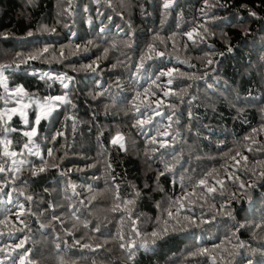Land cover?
Listing matches in <instances>:
<instances>
[{
    "label": "trees",
    "instance_id": "1",
    "mask_svg": "<svg viewBox=\"0 0 264 264\" xmlns=\"http://www.w3.org/2000/svg\"><path fill=\"white\" fill-rule=\"evenodd\" d=\"M165 2L110 0L109 7V0H71L67 12L68 0H0V65L44 47L54 57L6 70L9 90L0 86V112L19 108L15 98L10 100L17 88L41 101L59 95L71 100L36 126L33 141L41 155L59 164L36 176L29 169L41 161L23 147V133L32 129L37 107L28 108L27 123L19 112L7 123L0 120V140H11L9 151L26 161L19 173L9 171V186L0 192V231L15 236H0V247L27 237L32 264H213V257L215 264H264V0H167L168 9ZM200 26L209 34L203 42L194 37L198 42L193 44L185 33L202 32ZM160 39L171 58L149 62L137 76L145 49L154 42L164 49ZM61 49L65 57L59 56ZM89 64L95 73L85 70ZM168 68L193 78L179 77L171 85L183 103L157 90L166 105H175L179 118L171 129L179 135L167 138L169 147L159 148L149 141L165 131L168 108L162 106L165 116H154L144 131L133 127L136 115L130 109L136 92ZM65 76L67 89L57 79ZM183 87L186 92L179 91ZM118 133L126 150L111 143ZM48 149L54 158L47 157ZM237 152L239 165L231 159ZM165 164L174 170L165 171ZM209 172L216 193L184 201L181 219H169L163 212L168 203L185 189L191 193L194 182ZM229 174L239 180L233 182ZM215 178L224 181L223 189ZM116 186L122 201H133L126 211L123 204L122 211H111ZM19 205L23 215L18 218ZM129 212L140 235L132 231ZM152 232L158 233L154 243ZM84 244L96 250L80 247ZM204 249L207 253L201 254ZM0 259L13 264L3 253Z\"/></svg>",
    "mask_w": 264,
    "mask_h": 264
},
{
    "label": "snow or ice",
    "instance_id": "2",
    "mask_svg": "<svg viewBox=\"0 0 264 264\" xmlns=\"http://www.w3.org/2000/svg\"><path fill=\"white\" fill-rule=\"evenodd\" d=\"M170 4L166 2L163 4V7L165 9H168ZM216 5H207L206 7H215ZM109 7H111V3L109 0ZM72 8V3L71 0H68V7L65 9V11L70 12ZM207 14V13H205ZM251 15L255 16V13H250ZM215 17H213L214 19ZM203 28V31H199L197 28H193L192 31H188L185 33V35L188 37L189 40L193 42V44H196L198 41L194 37H199V42H203L206 38L208 33V29L206 27L200 26ZM52 31H55L54 29ZM103 31V29H101ZM29 36L33 35V33L29 32ZM89 44L92 42L89 41ZM160 43L164 44L165 47L163 50L158 49L155 45V42L153 44H150L144 51V53L139 57V63L137 64L136 68L138 69L136 71V75L140 76L142 72H146V65L149 64V62L153 60H159V59H170V55L167 52V44L163 39H160ZM79 50V46H77L76 51ZM229 51H231V48H229ZM47 54V56H46ZM106 54V53H105ZM60 57H65V52L63 49L60 50L59 52ZM48 58H54L52 57V54L50 53V50L48 47H44L43 49H40L34 53H29L26 56L23 53H18L16 56V59L13 61V64L11 65H0V86L3 87L4 91L7 93L9 88L7 84L8 77L5 75V72L9 68H13V70H17L21 67V65H27L29 64L30 61H36V60H45ZM207 64L211 66L213 64V60L209 59L207 61ZM194 67V65H190ZM85 70H91L93 73L96 72V67L93 65L89 64L85 66ZM48 76L49 79H52L50 74H45ZM179 77H185V74L180 72L178 68H168L167 70H159L157 74L151 78V86L148 88L143 89L142 91H137L135 94V98L132 100V109L134 110V114L136 115V121L133 124V127L138 128L140 131H144L146 126L151 124L153 122V117L154 116H159L163 117L165 116V113L161 111V107H167L168 108V116L167 119L169 121L165 131L163 132H157L155 136L149 141V143L152 144H158L159 148H166L170 146V141L167 139L168 137H175L179 135V132H173L171 131L172 125L174 123H179V118L176 116V110H175V105L174 104H165V99H162L161 96L157 95V90L161 91L162 97L163 98H168L170 96H177V99L183 103V97L179 96L175 90L171 88V85L175 82V80ZM161 78H166V83H158ZM187 79H192V76H187L185 77ZM57 79L60 80V82L63 84V87L67 89L69 87V83L66 82L68 78L65 77H57ZM153 87L156 90H153ZM187 87H191V85H188ZM187 87L180 88V92H186ZM155 97L154 100L149 101L148 97ZM25 97H27V100H25ZM11 98H15V102L19 105V108L13 107L11 109H7L4 112H0V120H3L5 123L7 121L12 119V114H15L19 112V115L22 118H25V123H27V118H26V112L24 111L31 105H35L39 109V115L35 116L34 118V123L33 127L30 131H26L23 133V136L26 137V141L23 144V147L28 150L29 155L36 156L40 159V164L39 165H33L32 168L29 169L30 174L32 176L39 175L41 173L46 172L50 167L53 168H59V164L56 162H53L49 164L48 160L45 159L44 156L41 155L40 149L38 146L35 145L33 138L38 135V132L36 130V126H38L41 122L42 119H46L50 116L52 111L56 108H58L60 105L64 104H71V100L67 98L66 95H59L55 97H46L43 101H41L39 98L34 97V96H29L28 93L25 92L23 88H17L15 92H12L10 94V100ZM139 101V103H137ZM6 103L9 101H5ZM141 106H143V111L141 109ZM191 116V113H189V117ZM141 117H146V118H141ZM175 117V119H174ZM5 131H14V129H8L5 128ZM58 135H62V133H57ZM157 136H163L165 139L163 140H157ZM55 139V137H53ZM250 139V138H246ZM111 143L113 145H118L121 149H125V144H124V136L122 134H117L112 140ZM0 144H3V156L0 157V180L4 181L3 187H0V192L4 191V188L9 186V182L7 181V176L9 174V171L13 173H19L22 166L25 164L26 161L24 160H19L17 161L15 157H17V152L15 151H9V146L12 144L11 140H0ZM31 146V147H30ZM126 150V149H125ZM158 148H153L152 151L155 152L157 151ZM248 151H252V148L249 147L247 149ZM22 156L23 153H20ZM47 157L49 158H54L53 150L48 149L46 153ZM241 154L239 152L236 153L235 156H232L231 159L235 161L236 165H239L241 163V160H238L236 157L240 156ZM7 158V159H5ZM241 159L244 161V164L247 165V156L241 157ZM11 160V165H8V161ZM7 166V167H6ZM110 167V165H109ZM174 168L168 164H165V171H173ZM61 175H65L66 173L64 171H61ZM164 172H161V175H163ZM255 174V173H253ZM261 176H264V172L260 173ZM213 177V173L209 172L203 177H201L197 182H194L192 185L193 191L191 193L187 192V190H184V195L181 197H178L175 200H171L168 205L163 209V212L166 213L167 217L169 219H174L179 221L181 219L180 213L184 211V201H190L192 197H196L197 199L201 197H206L207 195H211L213 193H216L217 188L215 185H210L209 184V178ZM228 179L232 180L233 182H237L239 180L238 177H236L234 174H229ZM15 180L11 181V183H14ZM215 184L219 185L221 189L224 187V181L215 178ZM253 185H248L249 188H251ZM183 187V185H182ZM239 187L241 189L245 188V183L240 182ZM117 188V193L115 194V200L117 201L113 207L111 208V211L117 212V211H122L121 209V204L124 205L123 210H127L128 206L133 203L132 200L128 201H122L121 198L118 195V186ZM74 190V186H73ZM89 192H92L93 189L89 187ZM202 190V191H201ZM197 193L199 195L197 196ZM20 195H24L23 192L19 193ZM25 199L31 200V196H26ZM82 205L87 207L84 201H80ZM21 211L19 213H15V215L19 218L23 215V205H19ZM175 209V211H174ZM54 219H59V217H54ZM128 219L131 220V223L133 225L132 231L136 235H140L139 231L136 229V220L132 219L131 213H128ZM183 220H187L192 224L196 223V220L193 219L192 217L189 216H183ZM23 223V221H20ZM203 223H210L211 221L204 220L202 221ZM3 224L6 226L8 224V220L5 219L3 221ZM243 227V225H241ZM96 231H99L98 226H94ZM18 231H24L23 228L18 229ZM165 232H167V229H164ZM3 235H9L11 238H15L14 234L12 233H6L4 231H0V236ZM150 237L153 238V243L155 242V238H158V233L157 232H152L150 233ZM123 239V237H121ZM27 237H24L23 239H20L17 243L14 245L11 244H5L4 247H0V253H3L6 258L8 259H13V264H15L16 261L19 262V264H32L31 260L28 259L30 256V252L26 249ZM132 243V247H135V243ZM76 244L79 245V241H76ZM141 246H146V244L141 245ZM239 247H243V244L241 243L238 245ZM80 247L83 248H89L90 250H96L92 249V246L89 244H84L80 245ZM97 248H100L101 245H97ZM121 247H126L124 244H121ZM207 249H204L201 254L207 253ZM13 254L14 257H13ZM213 259V264H215V257ZM0 264H4V260L0 259Z\"/></svg>",
    "mask_w": 264,
    "mask_h": 264
},
{
    "label": "rangeland",
    "instance_id": "3",
    "mask_svg": "<svg viewBox=\"0 0 264 264\" xmlns=\"http://www.w3.org/2000/svg\"><path fill=\"white\" fill-rule=\"evenodd\" d=\"M33 105H31L30 107H28V108H31ZM28 108L27 109H25L24 111L26 112V115H28V113H29V110H28ZM38 109V108H37ZM38 113H39V109H38ZM39 115V114H38Z\"/></svg>",
    "mask_w": 264,
    "mask_h": 264
}]
</instances>
